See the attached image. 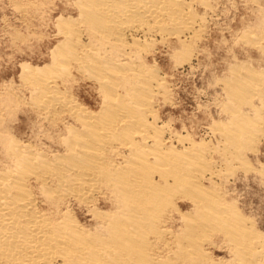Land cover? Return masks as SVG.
<instances>
[{"label": "bare ground", "instance_id": "obj_1", "mask_svg": "<svg viewBox=\"0 0 264 264\" xmlns=\"http://www.w3.org/2000/svg\"><path fill=\"white\" fill-rule=\"evenodd\" d=\"M252 1L242 42L264 58V3ZM74 5L76 16L56 19L51 61L21 65L29 95L0 91V264H264V233L225 199L216 180L225 172L211 159L221 149L248 167L246 148L264 127V68L230 66L228 119L210 128L221 144L197 141L159 124L170 85L143 53L172 40L188 62L210 0ZM74 71L96 84V108L71 92ZM20 107L33 118L29 135L15 125Z\"/></svg>", "mask_w": 264, "mask_h": 264}, {"label": "rangeland", "instance_id": "obj_2", "mask_svg": "<svg viewBox=\"0 0 264 264\" xmlns=\"http://www.w3.org/2000/svg\"><path fill=\"white\" fill-rule=\"evenodd\" d=\"M260 1L264 3V0ZM210 2L213 7L211 13L207 14L208 28L205 27L200 38L193 42L194 47L192 45V55L189 54L188 62H180L178 56L173 54L174 45L177 43L172 40H169L171 43H157L152 52L143 54L147 57L146 62L160 69L170 85L168 88L171 92L169 91L168 96L171 99L168 102L160 101L161 107L157 106L159 124L168 122L167 126L172 132H181L197 141L203 139L212 145H218V135L211 132L210 128L214 121L228 119V114L222 109L226 100L222 90L223 79L228 76L230 66L235 63L249 62L251 67L264 68V58L254 46L242 42L244 28L256 21L257 6L254 2ZM59 15L76 16L74 0H0L1 92L7 87L17 96L29 95L21 84V65L29 63L42 66L51 61V49L62 38L56 25ZM74 76L77 79L69 82L71 92L91 108H96L100 102L96 84L90 79L81 78L76 71ZM20 108L13 112L18 116L15 125L21 124L25 134L29 135L33 118L29 119V108ZM261 125H264V117ZM263 130L264 127L260 131L263 133H258L251 149L246 148L248 167L238 164L237 160L222 156L223 154H219L222 153L221 149L216 150L218 153L214 151L211 159L215 161L217 168L225 172L216 179L225 199L234 202L253 221L255 227L264 233V173L261 171L264 167ZM168 135L167 133L165 136ZM228 164L234 168H228ZM183 203L186 204L184 201L179 204ZM183 209H186L185 205ZM210 252L214 257H228L226 250L216 246H212Z\"/></svg>", "mask_w": 264, "mask_h": 264}]
</instances>
